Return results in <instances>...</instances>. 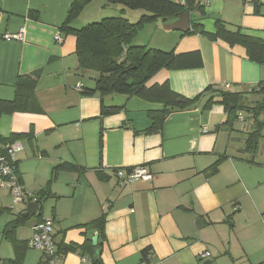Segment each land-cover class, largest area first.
<instances>
[{"label": "crops", "instance_id": "1", "mask_svg": "<svg viewBox=\"0 0 264 264\" xmlns=\"http://www.w3.org/2000/svg\"><path fill=\"white\" fill-rule=\"evenodd\" d=\"M74 1L2 2L0 100H14L20 78L30 77L39 109L2 115L0 136L29 135L16 141L23 145L16 154L17 177L42 205L36 216L9 227L27 218L29 203L14 208L10 193L0 190V264L44 261L27 245L32 227L43 219L55 224L62 264H94V249L101 250L100 264H264V93L259 92L264 64L250 60L244 45L165 33L157 22L143 28L136 46L199 51L203 67L163 69L147 86L168 83L184 98H198L196 103L178 109L135 95L86 96L96 74L79 69L77 40L61 29ZM230 1L209 0L203 14H190L191 25L214 33L222 21L231 31L264 41V7L238 0L234 13L227 14ZM122 10L120 16L132 23L145 14ZM77 25L78 19L71 26ZM22 28V42L4 39ZM219 92L238 94L239 111L259 107L256 115L229 114L219 103L207 108L210 98L221 100ZM103 105L117 111L103 114ZM165 109L173 112L160 129L151 130L152 114ZM258 123H263L261 133L250 147ZM62 164L77 169L55 171ZM139 166L153 174L151 181L124 185L115 176L117 169ZM103 215L100 234L91 224ZM204 253L211 256L201 259Z\"/></svg>", "mask_w": 264, "mask_h": 264}, {"label": "trees", "instance_id": "2", "mask_svg": "<svg viewBox=\"0 0 264 264\" xmlns=\"http://www.w3.org/2000/svg\"><path fill=\"white\" fill-rule=\"evenodd\" d=\"M93 0H75L70 8L68 17L62 31L67 35L75 36L77 40V56L79 60V69L81 71H90L96 74L94 88L85 89L83 94L93 96L100 94L104 96L123 94L135 95L145 99L164 101L166 107L186 109L196 103L197 99L190 100L173 92L168 83L148 87L147 83L159 71L166 70H188L203 67V58L199 51L178 54L175 51L165 52L146 47L136 46L134 41L138 32L147 24L157 23L159 21L167 22L182 14H192L194 11L204 13L205 6H200L196 0H106L107 3L120 5L122 12L126 10L144 11L145 14L136 23L130 22L124 15L118 17H107L98 23L86 25L80 29H74L72 23L81 15L82 10ZM257 8L264 7V3L256 0ZM204 35L212 40L221 39L229 45H244L247 49L249 59L253 62L264 64V41L242 34L241 30L231 31L222 21L216 22V31L208 33L199 23L193 22L189 33ZM34 82L30 77L20 78L17 84L16 96L12 101L0 100V117L5 114H14L18 112H36L39 107L35 95ZM259 92L264 93V87H259ZM221 100L215 101L212 98L207 103V108L215 103L225 106L229 114H234L239 106L240 96L238 94L219 92ZM235 107V109H233ZM259 109L248 108L247 111L253 113ZM117 109L108 110L102 106V113L108 114ZM173 111L165 109L164 113L151 116L153 126L151 130L160 129L163 122L171 115ZM263 123H258L256 130L250 136L248 145L251 147L255 140L260 136ZM27 134H12L8 138L0 136V157L5 155L6 147ZM76 170V166L62 164L55 168V171ZM44 194V192L42 193ZM38 203H42L39 195ZM27 218H19L9 224V227H17L23 224ZM106 223V215L101 216L93 222L103 234ZM28 245V244H27ZM150 249L143 251V258L147 259ZM41 264H48L43 261ZM100 264V260L94 262Z\"/></svg>", "mask_w": 264, "mask_h": 264}, {"label": "built area", "instance_id": "3", "mask_svg": "<svg viewBox=\"0 0 264 264\" xmlns=\"http://www.w3.org/2000/svg\"><path fill=\"white\" fill-rule=\"evenodd\" d=\"M200 6H206L209 0H196ZM264 3V0H260ZM185 3V0H182ZM25 30L20 29L16 33H7L4 39L7 41L24 40ZM55 40L59 43L63 42L61 34L55 36ZM23 150L21 143L15 142L6 147L4 156L0 157V190H6L12 197V207L19 204L38 202V198L27 192L17 177V161L16 154ZM117 179L124 185L132 184L136 181H151L153 174L147 167L139 166L129 171L117 169L114 171ZM30 249L39 251L43 255L44 261L48 264H62L63 254L58 250L56 243V231L53 220L43 219L32 227V235L28 241ZM210 253L200 255L201 259L210 257Z\"/></svg>", "mask_w": 264, "mask_h": 264}, {"label": "rangeland", "instance_id": "4", "mask_svg": "<svg viewBox=\"0 0 264 264\" xmlns=\"http://www.w3.org/2000/svg\"><path fill=\"white\" fill-rule=\"evenodd\" d=\"M103 3H104V8H103ZM105 3H106V6H105ZM237 4H238V0L230 1V3L226 6V13L227 14L234 13V11L237 7ZM115 8H119L118 11ZM121 8L122 7L120 5H114V4L107 3L106 0H93L88 5H86V7L82 10V13H81V15L83 14L82 17L79 18L81 16L80 15L77 18L78 19V25L77 26L82 28V27L89 25V24H92V23H98L106 17H118V16H120ZM131 12H139L140 13V10H138V11L128 10L129 16H130ZM196 15L198 16L199 13H197ZM126 17H128V16H126ZM207 26H209V25L207 24ZM142 30H140L138 32V34ZM158 34H162L161 36H165V37L168 36L164 33H158ZM172 34H176V33H172ZM237 115H240L243 118L244 117L249 118V115H251V114H250V111H247V110H240V111L238 110ZM236 123L239 124L238 121ZM10 206H12V201H11ZM15 207H17V206H15Z\"/></svg>", "mask_w": 264, "mask_h": 264}, {"label": "water", "instance_id": "5", "mask_svg": "<svg viewBox=\"0 0 264 264\" xmlns=\"http://www.w3.org/2000/svg\"><path fill=\"white\" fill-rule=\"evenodd\" d=\"M2 2L3 0H0V11L2 9ZM0 18H1V12H0ZM158 23H162L160 29L165 33L181 32L183 34H186L189 33L192 29L190 14H182L177 18L167 20V22L165 23H163L162 21H159ZM40 205H42V203L30 202L27 206V212L24 214V216L25 217L36 216L41 210ZM93 242L95 245L97 244V235L94 237ZM100 255H101V250L94 249L93 251L94 262L99 260Z\"/></svg>", "mask_w": 264, "mask_h": 264}]
</instances>
